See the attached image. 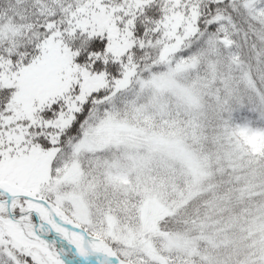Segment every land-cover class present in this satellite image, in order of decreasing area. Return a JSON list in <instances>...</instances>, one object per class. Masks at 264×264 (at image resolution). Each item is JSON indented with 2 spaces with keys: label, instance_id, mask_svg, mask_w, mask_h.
<instances>
[{
  "label": "snow or ice",
  "instance_id": "1",
  "mask_svg": "<svg viewBox=\"0 0 264 264\" xmlns=\"http://www.w3.org/2000/svg\"><path fill=\"white\" fill-rule=\"evenodd\" d=\"M0 264H264V0H0Z\"/></svg>",
  "mask_w": 264,
  "mask_h": 264
}]
</instances>
